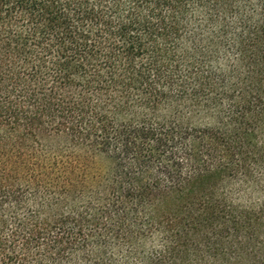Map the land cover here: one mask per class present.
<instances>
[{
	"label": "trees",
	"instance_id": "trees-1",
	"mask_svg": "<svg viewBox=\"0 0 264 264\" xmlns=\"http://www.w3.org/2000/svg\"><path fill=\"white\" fill-rule=\"evenodd\" d=\"M0 264H264V0H0Z\"/></svg>",
	"mask_w": 264,
	"mask_h": 264
},
{
	"label": "rangeland",
	"instance_id": "rangeland-1",
	"mask_svg": "<svg viewBox=\"0 0 264 264\" xmlns=\"http://www.w3.org/2000/svg\"><path fill=\"white\" fill-rule=\"evenodd\" d=\"M205 121H207L206 119L201 120L200 123H205ZM40 143L43 144L42 147L47 146L53 148V151H56V154L61 151V149L65 150V147L67 145L66 143V136L62 137V134H55V133H50V134H46V136H44L42 138V140L40 142H38L37 148L39 149V147H41V145H39ZM202 142V144L200 143L198 145V148L203 150L206 147H208L209 143H205ZM63 154L65 155V153L63 152ZM190 165V168L193 169V166H195L194 162L190 161V163H188V167ZM188 170H190L188 168ZM243 193L237 192V194H233V196L235 198H241L243 199L244 196ZM256 197H260L259 194H256ZM246 198V197H245ZM244 198V199H245ZM148 237L146 239H144V241H142V245L144 247V249H149L150 247L156 248L158 249L161 246V241L162 238L160 237V235L158 234H154V235H149V233L147 234Z\"/></svg>",
	"mask_w": 264,
	"mask_h": 264
}]
</instances>
